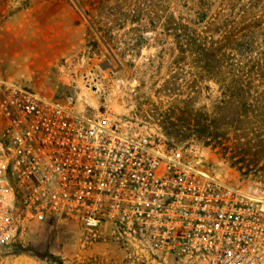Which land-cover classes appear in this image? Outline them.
I'll return each instance as SVG.
<instances>
[{"label": "rangeland", "instance_id": "rangeland-1", "mask_svg": "<svg viewBox=\"0 0 264 264\" xmlns=\"http://www.w3.org/2000/svg\"><path fill=\"white\" fill-rule=\"evenodd\" d=\"M259 13L264 0H0V78L47 98L70 97L77 111L106 113L130 132L160 134L221 180L264 188V120L241 116L237 133L201 135L219 87L197 77L190 60L178 56L173 29H166L182 20L189 28L204 26L207 36L234 31L249 43L264 40L252 28ZM247 25V34L237 32ZM248 47L239 55L243 66L254 54ZM59 262L185 264L136 249L108 230L89 234L66 218L25 221L0 246V264Z\"/></svg>", "mask_w": 264, "mask_h": 264}, {"label": "built area", "instance_id": "built-area-1", "mask_svg": "<svg viewBox=\"0 0 264 264\" xmlns=\"http://www.w3.org/2000/svg\"><path fill=\"white\" fill-rule=\"evenodd\" d=\"M48 217L185 264H264V188L221 180L160 134L0 78V246Z\"/></svg>", "mask_w": 264, "mask_h": 264}, {"label": "trees", "instance_id": "trees-1", "mask_svg": "<svg viewBox=\"0 0 264 264\" xmlns=\"http://www.w3.org/2000/svg\"><path fill=\"white\" fill-rule=\"evenodd\" d=\"M257 17L259 20L253 23L252 28L259 35H264V16L259 13ZM169 25L166 29H173L178 56L182 60H190L197 77L212 81L219 87L220 96L213 115L205 116L199 125L201 135L217 139L230 131L237 133L241 128L235 124L242 122L241 116H259L264 120V40L246 43L234 35V31L229 37L214 38L207 36L204 26L189 28L182 20ZM249 27H241L237 32L245 35L250 31ZM220 29L221 26L217 31ZM247 45V50L254 54H247V64L243 66V55H239ZM233 107L232 112L235 113L231 115L227 110Z\"/></svg>", "mask_w": 264, "mask_h": 264}]
</instances>
